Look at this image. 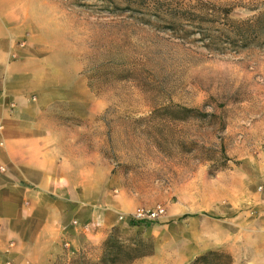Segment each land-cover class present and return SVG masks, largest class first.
Segmentation results:
<instances>
[{"label":"rangeland","instance_id":"rangeland-1","mask_svg":"<svg viewBox=\"0 0 264 264\" xmlns=\"http://www.w3.org/2000/svg\"><path fill=\"white\" fill-rule=\"evenodd\" d=\"M207 1L229 14L184 31L110 12L107 0H29L36 27L23 33L37 43V69L75 92L46 107L43 126L78 165L92 158L95 180L109 170L97 200L118 196L130 214L164 208L150 222L118 210L124 224L107 234L149 242L153 253L138 260L150 264H188L209 250L264 264V28L241 29L245 44L233 29L264 0ZM104 240L75 251L62 243L49 264H98Z\"/></svg>","mask_w":264,"mask_h":264},{"label":"crops","instance_id":"crops-1","mask_svg":"<svg viewBox=\"0 0 264 264\" xmlns=\"http://www.w3.org/2000/svg\"><path fill=\"white\" fill-rule=\"evenodd\" d=\"M31 11L29 0H0V264H49L62 243L72 251L99 245L112 226L124 224L114 213L131 208L118 196L97 200L92 191L109 185V170L100 168L95 180L92 158L78 165L44 128L46 107L70 103L75 92L37 69V43L23 33L36 27Z\"/></svg>","mask_w":264,"mask_h":264},{"label":"trees","instance_id":"trees-1","mask_svg":"<svg viewBox=\"0 0 264 264\" xmlns=\"http://www.w3.org/2000/svg\"><path fill=\"white\" fill-rule=\"evenodd\" d=\"M108 10L132 11L138 14L153 15L163 22L166 28H179L186 30L202 20L207 19L214 13L222 11L229 14V9L216 6L207 0H107ZM122 2L123 5L120 3ZM205 16V17H202ZM210 20V19H209ZM149 23L151 21H144ZM244 27V28H241ZM264 28V10L258 13L254 19L246 21H233V29L237 30L236 43L245 44L248 41L244 31L248 28ZM244 30L242 33L239 31ZM132 222V221H129ZM153 253L152 245L145 240L127 243L120 239L117 234L111 233L102 244V250L98 264H132L136 259L150 256ZM188 264H232L230 254L209 250L197 255Z\"/></svg>","mask_w":264,"mask_h":264},{"label":"built area","instance_id":"built-area-1","mask_svg":"<svg viewBox=\"0 0 264 264\" xmlns=\"http://www.w3.org/2000/svg\"><path fill=\"white\" fill-rule=\"evenodd\" d=\"M164 212H165L164 208L160 205H157L152 209H147V210L138 209L136 212L131 214H127V215L121 214L119 215V219L120 220L125 219L128 222L133 220L150 222L162 217L164 215ZM9 245L11 246L12 244Z\"/></svg>","mask_w":264,"mask_h":264}]
</instances>
